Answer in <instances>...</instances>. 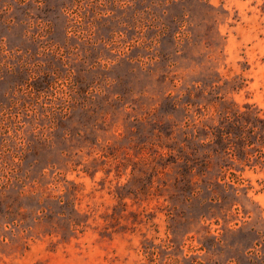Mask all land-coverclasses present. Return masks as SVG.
Returning <instances> with one entry per match:
<instances>
[{
    "label": "rangeland",
    "instance_id": "obj_1",
    "mask_svg": "<svg viewBox=\"0 0 264 264\" xmlns=\"http://www.w3.org/2000/svg\"><path fill=\"white\" fill-rule=\"evenodd\" d=\"M263 2L0 0V264H239L264 169L203 135L264 119Z\"/></svg>",
    "mask_w": 264,
    "mask_h": 264
},
{
    "label": "trees",
    "instance_id": "obj_2",
    "mask_svg": "<svg viewBox=\"0 0 264 264\" xmlns=\"http://www.w3.org/2000/svg\"><path fill=\"white\" fill-rule=\"evenodd\" d=\"M261 9L264 12V2ZM231 136L239 141V161L251 167L249 163L257 154L252 166L260 165L264 169V155L259 148L264 146V119L258 116V112L251 113L239 109L236 113L220 114L219 125L209 128L208 131L204 129L203 140L213 137L225 144ZM261 158L263 160H260ZM239 234L242 235L239 242L242 260L239 264H264V232L250 227L239 229ZM212 240L211 248L216 245L217 239L213 237ZM199 243V250L208 252L207 245L204 242Z\"/></svg>",
    "mask_w": 264,
    "mask_h": 264
}]
</instances>
